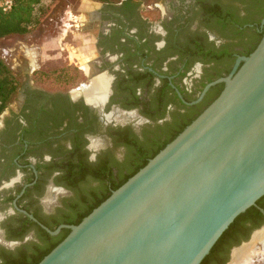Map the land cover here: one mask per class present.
I'll use <instances>...</instances> for the list:
<instances>
[{
    "label": "flooded vegetation",
    "instance_id": "obj_1",
    "mask_svg": "<svg viewBox=\"0 0 264 264\" xmlns=\"http://www.w3.org/2000/svg\"><path fill=\"white\" fill-rule=\"evenodd\" d=\"M90 4L72 15V27L93 45L90 59L75 61L85 78L68 90L20 81L0 115V264H33L69 233L44 226L75 225L186 128L226 83L206 87L228 77L264 32V0ZM97 78L105 94L94 101L88 92ZM261 209L264 196L208 264L238 263L237 254L238 264H264Z\"/></svg>",
    "mask_w": 264,
    "mask_h": 264
},
{
    "label": "water",
    "instance_id": "obj_2",
    "mask_svg": "<svg viewBox=\"0 0 264 264\" xmlns=\"http://www.w3.org/2000/svg\"><path fill=\"white\" fill-rule=\"evenodd\" d=\"M220 81L216 99L80 223L44 226L71 231L38 264H201L264 196V36L205 91Z\"/></svg>",
    "mask_w": 264,
    "mask_h": 264
},
{
    "label": "rangeland",
    "instance_id": "obj_3",
    "mask_svg": "<svg viewBox=\"0 0 264 264\" xmlns=\"http://www.w3.org/2000/svg\"><path fill=\"white\" fill-rule=\"evenodd\" d=\"M90 1L41 0L36 9L40 21L29 33L0 37V57L19 81L29 79L47 90H68L85 78L75 61L80 59L83 64L90 59L93 45L89 36L72 27V15L91 10Z\"/></svg>",
    "mask_w": 264,
    "mask_h": 264
},
{
    "label": "trees",
    "instance_id": "obj_4",
    "mask_svg": "<svg viewBox=\"0 0 264 264\" xmlns=\"http://www.w3.org/2000/svg\"><path fill=\"white\" fill-rule=\"evenodd\" d=\"M6 0H0V37H5L12 34L25 35L30 32L31 27L39 23V18L36 15L37 6L41 3V0H12L13 6L5 10L2 3ZM104 2H114L117 0H102ZM264 36V32L259 35V42ZM258 42V44H259ZM258 44L249 52L252 53ZM20 86V81L16 74L13 72L11 67L0 57V115L6 109L7 103L14 93L17 92ZM220 94V93H219ZM189 125V124H188ZM184 129L179 130L172 138L166 143L161 145L148 159L143 160L135 169H133L128 176H126L119 184L115 185V189L124 184L131 176H133L138 170L145 166L148 161L153 158L158 152H160L169 142H171L180 132ZM91 172H93L91 170ZM95 175L99 174L100 171H94ZM112 192L105 193L102 198H99L93 202L91 206L84 210L83 214L76 221V224L80 223L84 217L90 214L98 205H100L106 198L111 195ZM251 209H248L246 213L241 214L237 219L230 225V227L223 233L216 244L211 249L210 253L203 259L201 264H208L209 261L216 256L223 242L231 237L238 225L239 219L245 214H250ZM69 233H63L56 241L52 242L51 247L39 257L33 264H38L55 246H57Z\"/></svg>",
    "mask_w": 264,
    "mask_h": 264
},
{
    "label": "bare ground",
    "instance_id": "obj_5",
    "mask_svg": "<svg viewBox=\"0 0 264 264\" xmlns=\"http://www.w3.org/2000/svg\"><path fill=\"white\" fill-rule=\"evenodd\" d=\"M88 71V70H87ZM95 85V86H94ZM105 82L103 79L101 78H97L95 79V81L93 82V86L91 88V91L88 92V96L90 100H101L104 97V92H105ZM238 263L240 261V256H238V254L236 255ZM236 263V264H238Z\"/></svg>",
    "mask_w": 264,
    "mask_h": 264
},
{
    "label": "built area",
    "instance_id": "obj_6",
    "mask_svg": "<svg viewBox=\"0 0 264 264\" xmlns=\"http://www.w3.org/2000/svg\"><path fill=\"white\" fill-rule=\"evenodd\" d=\"M2 6L4 7L5 10H8L13 6V1L12 0H6L2 3Z\"/></svg>",
    "mask_w": 264,
    "mask_h": 264
},
{
    "label": "crops",
    "instance_id": "obj_7",
    "mask_svg": "<svg viewBox=\"0 0 264 264\" xmlns=\"http://www.w3.org/2000/svg\"><path fill=\"white\" fill-rule=\"evenodd\" d=\"M81 19H83V17H82ZM32 54H33V53L30 52V55H31V56H32Z\"/></svg>",
    "mask_w": 264,
    "mask_h": 264
}]
</instances>
